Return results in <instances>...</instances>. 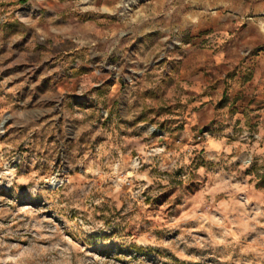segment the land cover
Instances as JSON below:
<instances>
[{"label":"rangeland","instance_id":"374dc122","mask_svg":"<svg viewBox=\"0 0 264 264\" xmlns=\"http://www.w3.org/2000/svg\"><path fill=\"white\" fill-rule=\"evenodd\" d=\"M35 1L0 0V23ZM144 1L55 0L42 10L56 12L62 30V21L101 9L125 20ZM188 21L137 37L134 54L117 62L93 61L108 80L72 88L32 76L12 48H0V264H264V131L255 113L241 116L227 94L211 119L192 122L213 88L202 81V52L235 37L204 19L195 30L204 51L191 54ZM255 48L242 52L240 73Z\"/></svg>","mask_w":264,"mask_h":264},{"label":"crops","instance_id":"0c3cea01","mask_svg":"<svg viewBox=\"0 0 264 264\" xmlns=\"http://www.w3.org/2000/svg\"><path fill=\"white\" fill-rule=\"evenodd\" d=\"M54 1L36 0L37 3L29 6L21 18L5 19L14 22L9 30L6 29L9 22L0 23V48H12L17 65L30 67L31 72L28 71L32 76L35 74L48 83H57L58 87L68 85L70 88L74 83L93 82L99 78L108 80V73L99 74L92 69L93 61L107 59L117 62L125 52L134 54L137 37L165 34L169 30V20L174 18L190 19L185 27H190L193 38L184 49L198 54L204 50L198 46L200 39L195 36V30L205 24L204 19L209 18L214 32L223 34L225 30L231 31L235 39L231 40V45L223 44L219 52L213 53L214 50L209 49L202 52L209 59L208 74L202 81L212 84L213 88L205 94L207 102L193 113L192 122L199 126L211 119L216 100L229 94L230 98L236 99V104L242 106L240 115H248V111L255 113L253 122L264 131V0H147L134 8L125 20L111 19L103 15L101 9L99 15L88 14L80 22L62 21V30L54 27L56 20L51 21L57 16L56 12L42 10L44 4ZM71 1L65 0L64 3L71 5ZM221 10L226 12L218 15ZM41 15L47 19L44 24L35 20ZM248 18L251 22L244 21ZM81 27L94 31L95 36L79 33ZM250 36H257L259 41L250 39ZM256 44L259 46L256 47ZM254 48L255 51L246 58L247 71L240 73L238 63L244 57L242 52ZM217 68L223 69V75L230 74L223 79L221 73L217 74ZM115 84L113 80L112 85ZM113 96V93L109 95L111 101L115 100Z\"/></svg>","mask_w":264,"mask_h":264},{"label":"bare ground","instance_id":"6f19581e","mask_svg":"<svg viewBox=\"0 0 264 264\" xmlns=\"http://www.w3.org/2000/svg\"><path fill=\"white\" fill-rule=\"evenodd\" d=\"M60 183V181H52L51 185L57 186Z\"/></svg>","mask_w":264,"mask_h":264}]
</instances>
